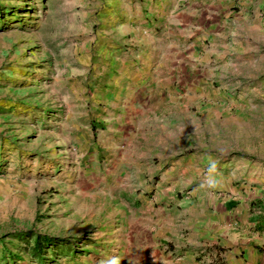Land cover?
Returning <instances> with one entry per match:
<instances>
[{
    "label": "rangeland",
    "instance_id": "obj_1",
    "mask_svg": "<svg viewBox=\"0 0 264 264\" xmlns=\"http://www.w3.org/2000/svg\"><path fill=\"white\" fill-rule=\"evenodd\" d=\"M123 2L0 0V264H217L238 255L224 233L245 239L247 214L264 207V0H225L226 44L195 46L186 78L204 89L158 116L172 128L162 159H142L114 119ZM174 161L171 191L160 174ZM23 231L56 248L39 262L12 236Z\"/></svg>",
    "mask_w": 264,
    "mask_h": 264
},
{
    "label": "crops",
    "instance_id": "obj_2",
    "mask_svg": "<svg viewBox=\"0 0 264 264\" xmlns=\"http://www.w3.org/2000/svg\"><path fill=\"white\" fill-rule=\"evenodd\" d=\"M124 1L122 5L116 6H122V10L116 9L115 12L118 17L120 13L123 17V21L115 26L118 32L126 33L123 38L120 35L117 37L126 44L127 58L121 62L125 72L115 83L116 91L123 94V98L120 107H117L120 112L114 115V119L120 120L122 116L123 120L128 122V139L132 148L141 143L145 145L138 154L142 159L156 155L162 159V152L158 154L160 145L164 136L166 139L172 137V128L167 127L168 131L164 133V124L158 126L156 120L158 116H165L164 113L169 115L179 107L187 109L184 99L193 96L196 91L201 94L204 88L197 84L198 81L191 77L186 78L188 65L195 58V46H202L204 40H209L212 35L216 36L214 40L220 44H226V4L225 0H192L190 3L184 0ZM241 22L237 36L241 35V29L249 23L247 19H242ZM251 28L248 27L247 31H251ZM145 29L154 33L150 34V31L146 32ZM202 68L201 66L200 69ZM176 72L182 75V78L174 74ZM117 76H114L115 81ZM173 118L175 116H170V122L175 121ZM156 145L159 146L157 152ZM170 164L168 170L161 172L160 178H166V188L174 191L177 190V185L173 184L171 178L177 163L174 161ZM227 205L229 204L224 203L223 207L221 206L224 214L229 211ZM260 211L256 215L247 214L246 224L249 225L250 231L246 233L245 239L241 237L245 234L242 233L241 227L232 230L231 235L224 233L229 235L227 237L233 235L235 253L238 255H234L233 260L221 259L217 264H264V253L256 250L261 245L264 246L263 206ZM200 224L196 226L199 227ZM218 226L219 224H212L214 230L215 227L218 229ZM196 231L193 232L191 240H186V248L183 247L185 252H189L190 259L200 256L202 252V249L196 246L200 240L195 239Z\"/></svg>",
    "mask_w": 264,
    "mask_h": 264
},
{
    "label": "trees",
    "instance_id": "obj_3",
    "mask_svg": "<svg viewBox=\"0 0 264 264\" xmlns=\"http://www.w3.org/2000/svg\"><path fill=\"white\" fill-rule=\"evenodd\" d=\"M12 236L19 239V240H22L25 242V246L27 250H25V252L29 253V255H32L33 257H36L39 262H42L43 258H45L43 256V253H44V247H48L49 245L51 246H55L54 248H56V244H57V239L51 237V236H47L45 234H32V232H29V231H23V232H14L12 233ZM31 238L32 239V242L30 245H28V241L27 239ZM63 244L65 242H60L59 244ZM69 243L66 242V247H68ZM69 248V247H68ZM25 249V248H24ZM71 249V248H69ZM8 258L6 260H9L11 259L14 260V259H19L18 257L14 256V254L12 253H9L8 255Z\"/></svg>",
    "mask_w": 264,
    "mask_h": 264
},
{
    "label": "clouds",
    "instance_id": "obj_4",
    "mask_svg": "<svg viewBox=\"0 0 264 264\" xmlns=\"http://www.w3.org/2000/svg\"><path fill=\"white\" fill-rule=\"evenodd\" d=\"M215 167H216V164H215V162H213L212 165H211V169H210V171H211V170H214ZM106 264H119V260H118V258H112V259L108 260V261L106 262Z\"/></svg>",
    "mask_w": 264,
    "mask_h": 264
}]
</instances>
